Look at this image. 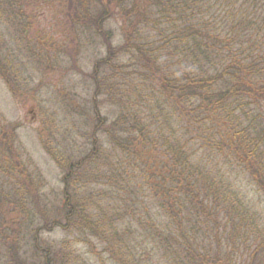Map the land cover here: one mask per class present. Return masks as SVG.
<instances>
[{
    "label": "rangeland",
    "instance_id": "obj_1",
    "mask_svg": "<svg viewBox=\"0 0 264 264\" xmlns=\"http://www.w3.org/2000/svg\"><path fill=\"white\" fill-rule=\"evenodd\" d=\"M161 1L114 0L100 31L92 22L102 12L97 0L84 7L77 0H0V141L8 139L13 152L0 154L8 165L0 176V264H44V257L130 264L132 252L142 264L139 242L153 241L141 228L145 207L172 248L148 242L153 252L143 264H246L264 239L263 196L224 153L196 137L182 139L187 162L207 186L204 214L189 208L196 255L179 248L166 194L152 195L142 180L143 157L169 171L172 152L164 146L171 137L163 136L178 133L176 121L165 127L160 119L161 96L140 59L142 27L150 39L152 21L164 26L155 12ZM67 203L78 210L73 219L65 218Z\"/></svg>",
    "mask_w": 264,
    "mask_h": 264
},
{
    "label": "trees",
    "instance_id": "obj_2",
    "mask_svg": "<svg viewBox=\"0 0 264 264\" xmlns=\"http://www.w3.org/2000/svg\"><path fill=\"white\" fill-rule=\"evenodd\" d=\"M77 1L84 7L86 0ZM97 1L102 12L92 22L96 30L101 31V21L110 18V5L114 0ZM155 5L156 15L165 19L164 26L154 27L156 21H152L153 26L149 28L155 37L150 39H146L148 33L142 27L140 59L142 70L154 80L161 96L158 98L160 119L165 127L176 121L178 133L168 131L163 136L164 139L171 137L172 143L164 146L168 155L169 150L172 152L169 157L172 166L167 167V173L158 171L145 157L139 160V167H142V180H147L146 188H150L152 195L166 194L167 209L176 221L174 230L180 240L179 248L196 255V240L192 234L196 233L197 223L189 226L192 214L189 208L204 214L201 192L205 196L207 186L197 167L187 162L189 148L183 141L187 135L191 142L196 137L211 152L224 153L228 162L249 176L264 198V0H162ZM142 10L146 11L145 6ZM85 12L83 10L80 15ZM131 44L126 40L124 46ZM109 58L107 65L112 64ZM165 98L173 103L171 115L165 108ZM7 143H10L8 139L1 137L0 154L13 153ZM132 155L130 152L131 158ZM135 160L133 165H137ZM148 169H152L151 172L147 173ZM7 170L6 160L0 162V176ZM151 177L154 184L149 181ZM181 182L186 187L177 193L176 187ZM75 211H78L75 206L67 203L65 218L73 219L78 213ZM182 211H185L184 221ZM85 219L80 218L81 222ZM83 223L87 225V221ZM156 223L149 208L145 207L141 228L153 241L139 242L142 264L144 258L150 260L153 252L149 243L155 246L158 242L160 246L161 242L167 244L166 248H172V243L168 244L169 240L161 236ZM90 228L97 230L96 226ZM144 242L149 243L144 245ZM139 247L136 245L135 250ZM145 247H151L147 253ZM255 247L246 264H264V239ZM130 256V264H140L133 252ZM44 258V264H53L52 258L50 263Z\"/></svg>",
    "mask_w": 264,
    "mask_h": 264
}]
</instances>
